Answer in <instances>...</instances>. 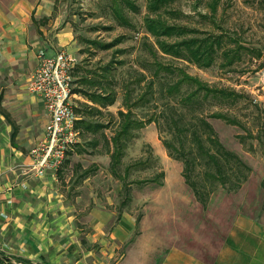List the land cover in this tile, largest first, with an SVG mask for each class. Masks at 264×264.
I'll return each instance as SVG.
<instances>
[{
    "label": "rangeland",
    "instance_id": "obj_1",
    "mask_svg": "<svg viewBox=\"0 0 264 264\" xmlns=\"http://www.w3.org/2000/svg\"><path fill=\"white\" fill-rule=\"evenodd\" d=\"M42 1L46 2L47 6H51L49 7L51 11L48 16L49 21L41 24L46 35L38 33L39 37L47 38L50 41L48 43L55 44V32L66 26L72 32L77 48L72 53L76 58L75 65L83 67L84 70H98L99 66L109 62L115 64L113 75L116 101L107 109L112 115L105 113L92 118L107 125L102 132L109 138L116 128V112L124 108V84L130 82L129 87L134 89L130 95V103H132L137 94L145 90L146 83L151 78L152 70L144 65L154 60L150 50L154 40L145 32L143 26L146 0H132L137 6L136 11L124 7L123 13L129 22L127 24L120 23L111 11V4L117 0H39L38 3ZM206 3L207 0H176L173 7L180 10L181 17L171 21L187 24L199 30L211 33L223 32L231 36L247 48L242 51L241 60L229 68H222L218 57L210 67L199 68L192 62L160 53L156 58L164 63L183 67L188 74L198 77L211 87L233 90L241 95L233 105L222 104L219 99L204 101L200 112H203L202 115L215 130L217 139L224 149L239 157L248 167L246 170L243 169L245 179L240 188L228 191L220 180L208 179L203 175L205 164L203 159H200L202 161L197 162L196 168L191 172V179L196 181L202 192V200L196 196L194 198V193L188 184H185L184 201L180 203L179 199H174L178 187L174 182L183 178L181 175L183 165L180 160L167 155L163 144V140L176 145L178 141L176 132L171 129L169 119L161 113L162 111H166L165 114L172 113L171 110H166V102H169L170 106L175 104L173 98L164 97L158 91L161 87L160 82L170 80L162 75L154 84L156 91L153 94L157 100L155 102L152 100L143 107H131L133 115L137 118L143 120L153 112L158 122L153 121L131 130L132 135L126 142L121 163L117 166V173L123 176L125 166L129 165L126 177L119 178L112 173L110 155L103 148L102 139H99V143L93 147L89 144L92 138L89 134L80 138V142L76 144L77 150L83 148L84 151L75 157H72L71 152L66 158L67 163L64 160L61 167L63 186L71 184L75 178H78L84 171L82 166L90 170L89 180L76 186L78 187L76 190L83 193L79 197L78 208L81 206L89 209L103 208L108 228L119 220H125L123 224L127 226L129 238L125 239L119 248L112 249L111 256H109L111 250L107 245L110 251L107 250L106 257L112 261L126 253L129 242H135L134 247L131 246L130 251H127L132 253L133 262L143 263L145 255L142 253L147 248L153 244L160 245L165 236L168 239V235L163 233L162 224V220L166 219L167 211L174 210L177 206L183 207L181 205H184L191 214V217L188 215L186 217L188 225L184 239L201 241L203 244L200 247L204 252L206 251L204 247L208 243L223 240L229 234L227 229L237 213L255 207L257 201L264 196V0H218L217 11L211 16V20L200 16L203 13L209 14ZM36 18L38 22L44 20L43 16ZM116 38L122 39L112 48L104 50L89 43L90 40L102 43L113 42ZM228 46L235 47V44L229 42ZM118 49H123V52H115ZM34 50L32 47V51ZM257 51H260L259 56H256ZM116 60L122 63L116 64ZM141 72L146 74V79L135 85L133 82ZM30 73L32 69L26 75ZM5 79L0 76V90L5 85ZM73 102L77 103L76 99ZM179 110L184 112L185 122H189L191 114L199 112V109H190L188 106H179ZM217 111L225 112L238 120L241 125L227 124L221 119L209 117L211 112ZM190 133V130H187L181 134L184 136L185 151L190 148L196 149ZM227 160L225 162L222 160L223 165L235 168L234 160L231 157ZM69 163L78 165L71 169ZM211 169L214 170L213 166ZM226 174L228 176L226 183L229 185L235 181V176L228 169ZM64 179L69 182L66 183ZM166 180L170 185L163 189L162 185ZM168 187H173L175 191L169 190ZM163 195H172L173 199H170V196L162 197ZM149 212L150 218H147ZM197 216L200 225L194 223V219H198ZM195 248L197 247L191 249L198 250ZM15 262L13 264H18L17 260Z\"/></svg>",
    "mask_w": 264,
    "mask_h": 264
},
{
    "label": "crops",
    "instance_id": "obj_2",
    "mask_svg": "<svg viewBox=\"0 0 264 264\" xmlns=\"http://www.w3.org/2000/svg\"><path fill=\"white\" fill-rule=\"evenodd\" d=\"M38 2L0 0V76L6 78L0 90V264L16 260L18 264H264V196L255 207L237 213L227 229L229 234L208 243L204 252L201 241L184 239L186 217L191 214L181 205L167 211L162 224L168 239L165 236L160 245L147 248L142 253L143 263L133 262L132 253L127 251L135 242L128 243L126 253L119 259L106 257L107 250H111V256L112 249L129 238V231L124 219L108 228L103 208L77 207L83 193L76 186L86 183L90 173L85 177L81 173L71 184L64 179L68 184L63 186V163L56 171L47 170L43 175L32 169L30 152L44 137L47 114L43 101L26 93L31 74L26 73L34 70L40 49L48 54L66 50L75 60L72 53L77 50L66 26L55 32V44L37 35H46L41 24L49 21L51 11L46 2ZM40 16L44 17L42 22L37 21ZM74 99L75 106L81 102L92 104L78 93H74ZM110 106L98 105L103 112ZM77 147L69 151L72 157L80 154ZM76 165L69 163L71 169ZM175 181L178 187L174 199L181 203L186 183L183 178ZM169 185L166 180L162 187ZM168 189L175 191L173 187ZM197 217L194 223L200 225ZM194 247L198 250L191 249Z\"/></svg>",
    "mask_w": 264,
    "mask_h": 264
},
{
    "label": "trees",
    "instance_id": "obj_3",
    "mask_svg": "<svg viewBox=\"0 0 264 264\" xmlns=\"http://www.w3.org/2000/svg\"><path fill=\"white\" fill-rule=\"evenodd\" d=\"M176 0H146V12L143 17V26L145 32L153 37L154 43L150 46V50L154 55L152 62H146L144 65L150 70L151 78L146 83V88L141 93L137 94L133 102L131 101V94L134 90L129 87V83L124 84L125 92L123 98V109L116 112L117 124L112 132L111 137H107L102 131L106 124H101L92 120L96 115H102L109 111L103 112L99 107L106 108L116 101V91L114 89L115 78L113 70L115 64L109 62L105 65L99 66L98 70H84L83 67L75 65L72 69L73 83L77 87L73 88L74 93L84 96L92 104L81 102L75 107V112L80 118L76 120V128L79 131V137L84 138L88 134L92 136L89 144L93 147L102 139V146L106 153L110 155V169L112 173L116 174L119 178L126 177L128 174V166L124 168V175L117 173V166L121 163V157L124 154V148L127 140L132 135L131 130L134 128L143 127L145 124L151 122H158L153 112L147 118H137L133 115L132 106H146L150 101L157 100L154 97V84L159 77L163 75L169 81L160 82L161 95L168 98H173L174 105H169L166 102V110L172 113L165 114L164 117L169 119V124L174 133L177 135V145L173 142L163 140V144L167 150V155L173 159L182 162V176L185 183L188 184L194 196L202 200L201 191L199 190L196 181L192 180V174L196 163L202 161L205 164L203 175L208 179L220 180L225 189L237 190L240 188L242 181L245 179L243 169H248L245 163L233 153L226 151L219 143L217 135L213 127L206 121L205 117L200 112L202 103L209 99H219L222 104L233 105L241 95L228 89H217L209 86L207 83L202 82L198 77L188 74L183 67L177 66L172 63H164L156 57L158 53L161 55L170 56L171 58L184 59L192 62L199 68H208L216 60L220 58L219 65L222 68H229L237 61L241 60V53L246 50L243 44H240L235 39L227 34L211 33L206 30H199L196 27H190L187 24L173 22L171 20H178L181 17L180 10L173 7ZM207 8L209 14H200L201 17L211 20V16L215 15L218 6V0H207ZM131 10H137V6L132 0H117L114 1L110 8L113 14L120 23H129L123 13L124 7ZM186 15V14H185ZM170 19V20H169ZM205 31V32H203ZM122 38H116L113 42L102 43L96 40H90L89 43L101 49H109L121 41ZM229 42L234 43L235 47H229ZM115 52L122 53L123 49L115 50ZM260 51H257L256 56H259ZM114 61V60H112ZM122 61L116 60V64H121ZM138 78L133 82L138 85L142 80L146 79V74L141 72ZM132 83V82H131ZM180 107L188 106L190 109H199L198 113L191 114V119L184 121V112L179 110ZM136 117V118H135ZM209 117L217 118L225 121L227 124L241 125V123L225 112H211ZM184 121L181 123L180 121ZM190 130L191 140L195 143L196 149H184V136L181 134L184 131ZM264 132V130H263ZM175 135V134H174ZM100 137V138H99ZM84 149H78L77 152L81 153ZM70 152H68V155ZM231 157L234 160L235 168L232 166L223 165V162L228 161ZM222 160H224L222 162ZM213 166V169H211ZM233 172L235 181L227 185L228 176L226 170ZM89 169L82 172L85 177L89 173ZM219 177V178H218ZM205 185V184H204ZM211 185V184H209ZM207 187V185H205ZM208 193H211L210 186Z\"/></svg>",
    "mask_w": 264,
    "mask_h": 264
},
{
    "label": "built area",
    "instance_id": "obj_4",
    "mask_svg": "<svg viewBox=\"0 0 264 264\" xmlns=\"http://www.w3.org/2000/svg\"><path fill=\"white\" fill-rule=\"evenodd\" d=\"M76 60L65 50L48 54L38 50L36 65L27 78L26 91L43 101L47 114L44 137L31 149L37 175L56 171L68 152L80 142L76 128L72 69Z\"/></svg>",
    "mask_w": 264,
    "mask_h": 264
}]
</instances>
